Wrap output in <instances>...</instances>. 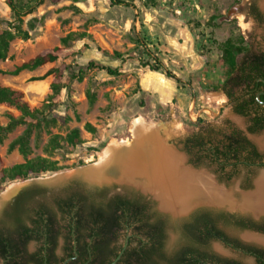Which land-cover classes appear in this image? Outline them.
Wrapping results in <instances>:
<instances>
[{"label": "rangeland", "instance_id": "obj_1", "mask_svg": "<svg viewBox=\"0 0 264 264\" xmlns=\"http://www.w3.org/2000/svg\"><path fill=\"white\" fill-rule=\"evenodd\" d=\"M16 1L26 4L30 0ZM119 1L129 6H113L110 0H44L33 14L25 18L26 22L36 19L30 39L15 40L8 58L0 61V84L23 91L33 108L42 109L49 103L51 85L56 78L63 86L58 103L50 104L44 111L46 118L52 121L49 130L32 135L30 157L47 156L44 147L51 135L66 138L73 130H79L83 140V144L76 147L64 141L63 149L53 154L52 159L63 167L60 171L0 187V226L4 221V209L11 202L3 199V195L15 184H23L21 190L42 189L46 195L38 199L47 203H52V196H64L71 188L86 192L104 189L108 197L143 194L150 201L151 211H156L168 223L165 242L168 255L185 244L180 225L199 209L264 220V210L257 212L253 205L247 207L243 202L245 194L256 196L259 186L255 183L258 184L264 176V168L252 179L250 188L244 189V170L231 182L220 183L210 169H194L178 148L179 141L187 135L210 126L220 127L226 120L242 131L247 128L248 119L236 115L225 95L215 88L227 73L219 43L231 39L237 45H249L254 51L264 50V20L258 21L249 14L251 0ZM257 7L264 17V0H258ZM177 10L181 13L178 14ZM0 19L12 20L7 0H0ZM70 34L73 37L58 60L34 71L11 74L18 65L42 51L63 47L62 40ZM141 40L181 80L180 83L161 72L155 76L156 72L140 65V61H150L137 42ZM115 53H120L122 58ZM91 61L118 68L121 75L113 77L104 71L88 70ZM9 111L13 110L0 104L1 124H7ZM137 118L158 125L166 144L185 158L186 167L205 173L221 189L229 191L231 203L198 204L189 212L174 216L160 207L156 197L153 198L154 194L134 184L115 180L102 184L79 173L81 169L94 166L112 141H131V126ZM87 124L94 127L96 133L88 132ZM24 130V126L18 127L0 144V156L6 167L23 162L18 151L9 152L8 146ZM249 139L264 154V131L250 135ZM218 225L233 239L264 249V244L244 237L264 238L263 233L232 226L220 218ZM63 246L61 237L56 250L59 256L63 253ZM35 249L34 243L28 245L30 252ZM201 249L243 264H257L254 258L220 243L212 242Z\"/></svg>", "mask_w": 264, "mask_h": 264}, {"label": "trees", "instance_id": "obj_2", "mask_svg": "<svg viewBox=\"0 0 264 264\" xmlns=\"http://www.w3.org/2000/svg\"><path fill=\"white\" fill-rule=\"evenodd\" d=\"M110 1L113 6H129L119 0ZM43 2L44 0H30L23 4L7 0L12 20L0 19V61L8 58L11 44L15 40L30 39L36 19L26 22L25 18L33 14ZM257 2L258 0H251L249 14L256 20L263 21ZM72 37L73 34H70L62 40L63 47L44 50L18 65L11 74L34 71L47 63L55 62ZM137 42L150 60L140 61L143 68L161 72L167 78L181 82L157 55L146 48L144 41ZM218 49L222 53L221 60L227 73L215 90L225 95L236 115L248 119L249 134L263 132L264 50L254 51L249 45H237L231 39L219 43ZM115 56L122 58L120 53H115ZM87 68L104 71L113 77L121 75L118 68L95 61L89 62ZM59 77L61 78L60 74ZM51 89L49 103L40 109L31 107L23 91L0 84V104L13 110L6 115L7 124L0 123V144L18 127H25L23 133L8 146L9 152L18 151L23 162L6 167L0 156V187L15 181H25L32 176L60 171L63 167L52 156L63 149L62 143L65 141L73 147L83 144L79 130H73L66 138L51 135L44 147L47 156L30 157L32 135L35 132L40 135L43 130H49L52 124L44 111L50 104L59 101L63 86L58 78L53 81ZM86 130L96 133V129L90 124L86 125ZM178 148L186 155L191 166L211 169L220 183L231 182L244 170V189L250 188L260 167L257 164L264 162V154L259 152L244 131L229 120L220 127L210 126L186 136L179 141ZM44 193L42 189H25L4 209V221L0 226V264H62L75 254L78 260L72 259L67 264H110L123 249L128 234V245L116 264H206L214 256L201 248L212 239H221L228 246L241 249L254 256L259 264H264L263 250L245 247L235 239L227 238L215 227L220 218L237 227L264 234V225L248 222L243 218L197 212L189 221L180 225L185 244L168 255L165 251L168 223L141 201L120 197L108 199L104 189L86 192L80 188H71L64 196H52V203H47L38 199L43 198L46 195ZM132 226L133 230L127 231ZM61 237L65 242L64 257L55 254ZM33 242L39 244V247L30 253L28 245Z\"/></svg>", "mask_w": 264, "mask_h": 264}, {"label": "bare ground", "instance_id": "obj_3", "mask_svg": "<svg viewBox=\"0 0 264 264\" xmlns=\"http://www.w3.org/2000/svg\"><path fill=\"white\" fill-rule=\"evenodd\" d=\"M154 75L159 74L156 72ZM131 133V141H112L94 166L81 169L79 173L102 184L111 180L134 184L154 194L160 207L174 214L188 212L198 204L231 203L229 191L221 189L205 173L186 167L185 158L166 144L158 125L137 118L131 126ZM21 185L12 186L4 193L3 199L11 198ZM257 185L259 191L256 196L244 197L243 202L260 212L264 210V193L260 189L261 185L264 187V176ZM244 237L264 244V238Z\"/></svg>", "mask_w": 264, "mask_h": 264}, {"label": "flooded vegetation", "instance_id": "obj_4", "mask_svg": "<svg viewBox=\"0 0 264 264\" xmlns=\"http://www.w3.org/2000/svg\"><path fill=\"white\" fill-rule=\"evenodd\" d=\"M248 126V125H247ZM204 130V129H203ZM202 131V129L201 130H199V131H197V132H195V133H198V132H201ZM245 133H246V135H247V137L249 138V136L250 135H255V134H249L248 132H247V128H246V130L244 131ZM188 136V135H187ZM257 148H258V146L257 145H255ZM258 150H259V152H261V150L258 148ZM262 153V152H261ZM263 154V153H262ZM257 165H259L258 167V171L260 170V169H263L264 168V162L262 163V164H257ZM261 165H263V166H261ZM193 167V166H192ZM194 169H200V168H195V167H193ZM208 169V168H207ZM211 170V169H210ZM257 171V172H258ZM211 172L214 174V172L211 170ZM215 175V174H214ZM215 179H216V181L218 182V179H217V176L215 175ZM144 190V189H143ZM145 191H147V190H145ZM147 192H149V191H147ZM151 194V193H150ZM113 197H120V198H127V199H136V200H139V201H141V203H144L148 208H149V206H150V201H149V199H147V197L146 196H144L143 194H141L140 196H134V197H128V196H123V195H114V196H109L108 197V199H111V198H113ZM146 198V199H145ZM149 198V197H148ZM154 198V197H153ZM155 200L158 202V200L155 198ZM159 203V202H158ZM206 204V203H205ZM192 209V208H191ZM190 209V210H191ZM149 210V209H148ZM154 212H156V211H154ZM197 212H209V213H212L213 215H215V216H218V215H222V214H224V215H231V216H235V217H238V218H243V219H245L246 221H251V222H253V223H256V224H258V225H264V220H260V221H256V220H253V219H249V218H245V217H243V216H239V215H237V214H233V213H229V212H226V211H220L219 213H213V211H209V210H201V209H199V210H197V211H195L193 214H195V213H197ZM192 214V215H193ZM191 215V216H192ZM190 216V217H191ZM190 217H189V219H190ZM164 218V217H163ZM189 219L188 220H186V222L187 221H189ZM224 220V219H223ZM227 224H230V225H232V226H235L234 224H231V223H229L228 221H226V220H224ZM215 227H216V229H218V230H220L221 232H223L225 235H226V237L227 238H230V239H233L232 237H230L225 231H224V229H222V228H220V226L218 225V221L216 222V225H215ZM240 228V227H239ZM241 229H243V228H241ZM133 230V226L132 227H130V228H128L127 229V231H132ZM244 230H250V229H244ZM251 231H254V230H251ZM129 236H130V234H128L127 235V238H126V241H125V243H124V247H123V249L120 251V253L121 252H124V250L126 249V247H127V245H128V238H129ZM236 240V239H235ZM64 241V240H63ZM236 241H238V240H236ZM212 242H216V243H220L223 247H225V248H229V249H231V250H233V251H235V252H238V253H242L243 255H246V256H250V257H252V258H254L255 259V261H256V263L257 264H259L258 262H257V260H256V258L254 257V256H252L251 254H248V253H246V252H244V251H242L241 249H234L233 247H231V246H228L227 244H225V242H223V240H221V239H212V240H209L208 242H207V244H205V245H203V246H206V245H208L209 243H212ZM239 242V241H238ZM35 245H36V249L33 251V252H35L37 249H38V247H39V244H37L36 242H33ZM127 243V244H126ZM239 243H241V242H239ZM243 246H245V247H252V248H256V249H260V248H257V247H254V246H251V245H246V244H243V243H241ZM64 246H65V242H64ZM64 246H63V253L59 256L57 253H55L58 257H64L65 256V254H66V252H65V250H64ZM202 246V245H201ZM75 250L76 249H74V252H75ZM260 250H263L264 251V249H260ZM29 251V250H28ZM30 252V251H29ZM33 252H30V253H33ZM119 253V254H120ZM123 254V253H122ZM119 256V255H118ZM122 256V255H121ZM213 258H211L210 260H208V262L206 263V264H243L242 262H239L238 260H236V259H231V258H226V257H222V256H219V255H216V254H213ZM121 258V257H120ZM72 259H77L78 260V256H77V254H75V256H73V257H71V258H67L62 264H64L65 262H66V264L68 263V262H70ZM82 260H85V258H82ZM81 260V263H83V261ZM119 261V260H118ZM117 261V262H118ZM2 262V261H1Z\"/></svg>", "mask_w": 264, "mask_h": 264}, {"label": "water", "instance_id": "obj_5", "mask_svg": "<svg viewBox=\"0 0 264 264\" xmlns=\"http://www.w3.org/2000/svg\"><path fill=\"white\" fill-rule=\"evenodd\" d=\"M255 186H257V183H255ZM21 191H23V189L21 190L20 188L18 189V191H16V193H14L13 194V196L11 197V198H9L11 201L21 192ZM244 197H247V196H251V195H243ZM154 198H155V196H153ZM9 199H7V200H9ZM164 210V209H163ZM166 211V210H165ZM190 211V210H189ZM188 211V212H189ZM187 213V212H186ZM172 215H174V216H179V215H181V214H174V213H171ZM127 244V243H126ZM122 253L123 252H121L120 254H119V256L112 262V263H110V264H116L117 263V261L120 259V257H121V255H122ZM64 264H66V262L64 263Z\"/></svg>", "mask_w": 264, "mask_h": 264}, {"label": "built area", "instance_id": "obj_6", "mask_svg": "<svg viewBox=\"0 0 264 264\" xmlns=\"http://www.w3.org/2000/svg\"><path fill=\"white\" fill-rule=\"evenodd\" d=\"M177 13L180 14L181 13L180 10H177Z\"/></svg>", "mask_w": 264, "mask_h": 264}]
</instances>
